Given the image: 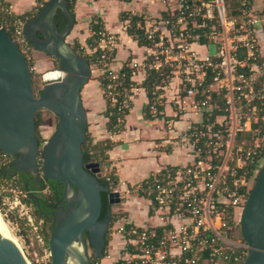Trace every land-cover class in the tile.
<instances>
[{
    "label": "built area",
    "instance_id": "built-area-1",
    "mask_svg": "<svg viewBox=\"0 0 264 264\" xmlns=\"http://www.w3.org/2000/svg\"><path fill=\"white\" fill-rule=\"evenodd\" d=\"M247 2L241 0V15L233 17L225 0H175L166 15L144 21L145 59L125 64L130 69L127 86L123 75L110 68L116 33L98 32L93 49L100 50L96 69L107 80L102 94L112 104L122 96L117 102L120 122L142 85L133 78L140 76L143 82L147 69L161 75L147 101L151 118L161 116L168 87L174 89V114L164 119L169 130L176 126L175 119L200 114L198 121L184 125L181 134L192 158L185 164L163 165L134 187L146 201L149 223L118 217L113 227L118 249L114 257L104 250L103 257H111L107 264L242 262L246 243L230 241L229 220L234 222V209L242 210L251 187L247 181L256 174L248 166L264 155V9L253 10ZM6 14L10 13L5 7L0 26L31 71L35 49L22 32L24 20ZM8 161V155L0 152V169ZM110 189L117 190L111 185ZM23 195L13 179L0 172V214L10 224L22 219L32 225L33 214ZM102 258L96 262L102 264Z\"/></svg>",
    "mask_w": 264,
    "mask_h": 264
},
{
    "label": "water",
    "instance_id": "water-1",
    "mask_svg": "<svg viewBox=\"0 0 264 264\" xmlns=\"http://www.w3.org/2000/svg\"><path fill=\"white\" fill-rule=\"evenodd\" d=\"M65 25L57 29L55 16ZM74 14L67 0H45L38 12L22 24V32L35 50L58 60L60 77L43 80L37 94L25 57L8 32L0 26V151L13 157L10 165L20 172H37L63 183L65 209L54 215L48 238L49 264H91L104 255L112 206L119 192L100 181L98 162L83 161L81 145L86 137L87 116L80 91L92 75L87 57L67 41ZM57 120L42 144L36 135L35 114L42 110ZM102 193L105 216L99 219ZM235 237L246 243L241 264H264V162L257 170L239 217ZM0 264H30L18 246L0 235Z\"/></svg>",
    "mask_w": 264,
    "mask_h": 264
},
{
    "label": "crops",
    "instance_id": "crops-1",
    "mask_svg": "<svg viewBox=\"0 0 264 264\" xmlns=\"http://www.w3.org/2000/svg\"><path fill=\"white\" fill-rule=\"evenodd\" d=\"M42 1L45 0H0V3L9 13L20 15L35 11ZM174 2L175 0H74V24L69 34L73 36L75 42L85 46L86 51H90L85 41L92 33L91 23H98L105 31L115 32L117 46L110 68L120 71L128 61L142 63L145 59L144 45H139L127 34L124 26L128 19H122L121 13L135 14L144 21H149L166 15L173 8ZM250 4L253 10L264 9V0H250ZM92 72L95 73L90 79L93 78L99 86L98 96L94 98L90 89L86 87L90 79L82 87L80 96L87 116V132L94 140L109 138L113 142L107 151L108 170H113L116 182L111 186L121 193V199L114 205L116 211L113 210L112 213L115 214V218L108 229L105 251L114 257L119 237L113 232V227L119 223L118 217H124L139 225L149 223L147 209L146 211L144 209L146 201L134 192V187L159 167L185 164L192 158L190 147L183 143L181 134L184 125L189 121H198L200 114L188 113L175 119L176 126L169 130L164 119L171 118L174 114V103L171 100L174 89L168 87L164 92L161 116L146 117L148 97L141 85L140 76H135L133 79L141 86L138 87L124 115L123 127L118 132L109 133L106 129L107 117L103 114L106 104L98 80L99 72L93 68ZM126 201H137L141 207L134 206V213L129 214L128 206H124ZM111 257H103L101 263H109Z\"/></svg>",
    "mask_w": 264,
    "mask_h": 264
},
{
    "label": "trees",
    "instance_id": "trees-1",
    "mask_svg": "<svg viewBox=\"0 0 264 264\" xmlns=\"http://www.w3.org/2000/svg\"><path fill=\"white\" fill-rule=\"evenodd\" d=\"M126 1H129V0H126ZM225 1H226V3H228V12L227 13L229 16L237 17V16L241 15L242 8L244 7L241 5V0H225ZM67 2H68L69 10L73 13L74 0H67ZM43 3H44V1H42L41 4L38 5L36 7L35 11H33V12H28V13L20 14V15H15V14L10 13V14H6V17H10V18L18 17L22 20L28 19L38 12V10L43 5ZM250 5H251L250 0H248L247 6L249 7ZM121 18L122 19H128V25L129 26L126 30L127 34L130 35L139 45H146L148 43V41L146 40V38L143 34V29H142L144 19L141 18L140 16L135 15V14L128 15V13H126V12L121 13ZM55 23H56L58 30H61L64 27L65 18L61 13H59V15L55 16ZM90 30L92 33L89 37L86 38V41H85L86 47L90 51H86L85 46L81 45L78 42H75V45H72V46L80 54L87 57L91 65L93 64V65H95V67H97V57L100 54V50L98 48L93 49V47L96 46V42H97L98 37H99L98 32L101 30V27L99 26L98 23H91ZM57 64H58V60H57ZM129 72H130V69L125 64L122 67V69L119 71V73L122 74L124 77L123 86H127L129 83ZM160 79H161V75L158 72L154 71L153 69H147V77L142 82V86L144 87L148 98L151 97L152 85L158 83L160 81ZM98 80H99L101 88L107 82V80L102 78L101 76H98ZM103 97H104L105 104H106L105 110L103 112L104 116L107 117L106 129L108 130L109 133L118 132L123 127V118L124 117L122 118V122H120V115H119V113H117V102L121 99L122 96L117 95L116 96L117 101H116V103H113V104L110 102V100L107 97H105L104 95H103ZM214 98H216V97L214 96ZM217 102H218L219 106L223 108V103H221L220 100H218ZM159 108H161V106H159ZM213 112L214 113H222L223 110L214 109ZM126 113H127V111H126ZM145 116L150 118V116L147 113V106L145 108ZM35 124H36V128H37L38 113L35 114ZM36 135H37V133H36ZM37 137L39 139L38 135H37ZM112 144H113V142L109 138L94 140V138L86 130V137H85L84 142L81 145V150L83 153V161L84 162H90V161L98 162L100 165V170H101V176H100L99 180L103 181V182H107L109 185L115 184V182H116V177L113 174V170H108L109 169V161H108L107 151L111 148ZM1 153H3V152H1ZM263 160H264V155H262V157L259 159L257 164H256L257 160H255V163L250 164L248 167L249 168L253 167L255 172H257L259 167L264 162ZM241 171H243V170L240 169V172ZM0 172H1V174H3L4 172L8 173V170H5V167H2V169H0ZM106 178H109V180H107ZM101 196H102V209H101V212L99 215V219H102L105 216L106 205H107L106 193H102ZM54 198H55V191H54V194L52 196V199H54ZM1 210L2 209L0 208V211ZM228 211L231 214V208H229ZM32 214H33V212H32ZM114 215H115L114 213H111V217H110V221H109L108 226H110L111 222L114 220V218H115ZM229 224L230 225L233 224V221L231 219L229 220ZM43 229H44V232L46 234L47 246H48V238L50 236V232L45 227H43ZM105 242L107 243V238L105 239ZM105 247H106V245H105ZM96 261H97V259L93 258V256H92L91 264H97ZM41 264H49V262L48 263H41ZM227 264H241V262L235 263L234 261H232L230 259L227 262Z\"/></svg>",
    "mask_w": 264,
    "mask_h": 264
},
{
    "label": "rangeland",
    "instance_id": "rangeland-1",
    "mask_svg": "<svg viewBox=\"0 0 264 264\" xmlns=\"http://www.w3.org/2000/svg\"><path fill=\"white\" fill-rule=\"evenodd\" d=\"M5 7L3 6L4 9ZM227 12H228V3H227ZM67 41L71 45H75V41L73 36L70 34L66 37ZM34 64L35 69L31 70V76H32V84L35 93L37 94L38 90L42 87L43 80H42V74L44 71L47 70H58V64L57 59L51 56L46 55L45 53L41 51L35 50L34 54ZM92 68L96 69L95 65L92 64ZM95 72H92V75ZM92 77V76H91ZM91 91V94L94 98L98 96L99 86L93 78L90 79L89 83L86 85ZM38 113V125L36 128V133L39 136V141L42 144L45 140L49 138L51 135L55 124H56V116L51 113L48 110L42 109L37 112ZM264 161V160H263ZM256 173V172H255ZM255 174L250 177L249 182L247 181L248 187L251 186L253 180H254ZM125 207L128 206L129 208V214H133L135 210H133L134 206H140L139 202L137 201H126ZM145 211L147 207L145 206ZM116 211L115 206L112 207V212ZM21 211H24V209H21ZM17 213V212H16ZM241 209H234V222L231 227V232L229 235V239L231 242L236 243L237 241L239 244L245 243L242 239H237L235 237L236 231L239 228V217H240ZM0 217L4 219L1 214ZM5 223L7 224L11 234L16 239V242L18 243V248L22 251L26 259L30 264H41V263H48L49 262V250L47 246V239L46 234L44 232V229L40 227V225L36 222H34L33 218V224L27 225L25 224V221L22 219H16V223H8L4 219ZM109 228V226H108ZM108 234V229L106 236ZM88 255L92 260L93 252L91 249H88ZM99 264V263H97Z\"/></svg>",
    "mask_w": 264,
    "mask_h": 264
},
{
    "label": "flooded vegetation",
    "instance_id": "flooded-vegetation-1",
    "mask_svg": "<svg viewBox=\"0 0 264 264\" xmlns=\"http://www.w3.org/2000/svg\"><path fill=\"white\" fill-rule=\"evenodd\" d=\"M12 159L13 157L8 156L9 161L5 166L8 173L4 172V175L13 179L18 189L24 193V201L33 212L34 222L51 232L54 215H57L59 210L65 209V203L62 201L63 183L45 178L42 175L39 160L37 162V172L29 173L14 170V166L10 165ZM54 191L55 198L52 199ZM88 249L93 252L89 244L87 245V252Z\"/></svg>",
    "mask_w": 264,
    "mask_h": 264
},
{
    "label": "bare ground",
    "instance_id": "bare-ground-1",
    "mask_svg": "<svg viewBox=\"0 0 264 264\" xmlns=\"http://www.w3.org/2000/svg\"><path fill=\"white\" fill-rule=\"evenodd\" d=\"M61 74L62 73L57 69L47 70V71L43 72L42 80H52V79H55L57 77H60ZM0 235L3 237L9 238L13 243H15L18 246L16 239L11 234V232H10L7 224L5 223L4 219H2L1 217H0Z\"/></svg>",
    "mask_w": 264,
    "mask_h": 264
}]
</instances>
